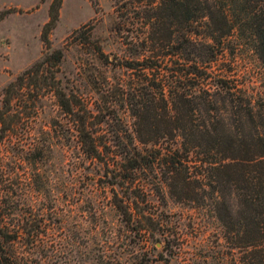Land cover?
Segmentation results:
<instances>
[{
  "label": "trees",
  "instance_id": "trees-1",
  "mask_svg": "<svg viewBox=\"0 0 264 264\" xmlns=\"http://www.w3.org/2000/svg\"><path fill=\"white\" fill-rule=\"evenodd\" d=\"M60 2L49 1L41 25L45 51L0 90V142L22 114L36 111L34 101L47 87L81 153L117 187L111 204L140 242L151 241L160 223L141 205L152 193L212 213L222 264H264V84L233 67L234 49L246 44L264 80V0H131L130 7L116 0L117 10L139 19L140 51L114 63L95 45V58L126 76L106 81L93 103L55 75L62 52L47 50L48 33ZM9 10H0V18ZM3 193L0 248L22 228L4 222ZM173 238L154 240L174 254ZM0 264L18 261L0 250ZM106 264L129 263L112 254Z\"/></svg>",
  "mask_w": 264,
  "mask_h": 264
},
{
  "label": "rangeland",
  "instance_id": "rangeland-1",
  "mask_svg": "<svg viewBox=\"0 0 264 264\" xmlns=\"http://www.w3.org/2000/svg\"><path fill=\"white\" fill-rule=\"evenodd\" d=\"M49 1L0 0V10L10 9L0 18V90L45 51L39 34ZM130 2L118 3L130 7ZM117 5L116 0H61L48 33L47 50L62 52L55 75L66 90L91 103L100 101L106 81L126 76L122 67L95 58V45L114 63L140 51L139 19ZM234 50L233 67L253 74L252 83L264 84L252 50L246 44ZM42 89L36 111L22 114L0 142L4 222L22 227L14 241L1 243L2 252H12L18 264H106L112 254L129 264H222L220 227L212 213L167 196L160 201L149 193L141 203L160 223L151 241L140 242L111 204L117 187L108 184L102 165L81 153L54 95ZM119 110L130 122L126 106ZM173 235L172 245L179 248L167 254L164 242L154 237Z\"/></svg>",
  "mask_w": 264,
  "mask_h": 264
}]
</instances>
